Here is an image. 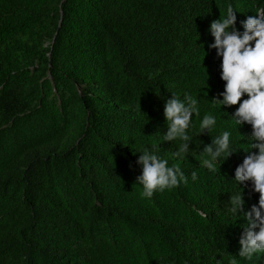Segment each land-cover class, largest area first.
Segmentation results:
<instances>
[{
  "label": "trees",
  "instance_id": "obj_1",
  "mask_svg": "<svg viewBox=\"0 0 264 264\" xmlns=\"http://www.w3.org/2000/svg\"><path fill=\"white\" fill-rule=\"evenodd\" d=\"M229 3L238 28L264 7V0H0V264H215V255L229 254L246 264L238 257L244 221L223 207L243 149L210 173L199 152L215 132L194 135L184 160L169 159L186 183L151 198L135 183V151L166 131L170 92L198 95L202 115L222 91L207 28ZM216 114L227 127V114ZM175 147L161 142L159 154ZM238 187L245 209L257 202L250 182Z\"/></svg>",
  "mask_w": 264,
  "mask_h": 264
},
{
  "label": "clouds",
  "instance_id": "obj_2",
  "mask_svg": "<svg viewBox=\"0 0 264 264\" xmlns=\"http://www.w3.org/2000/svg\"><path fill=\"white\" fill-rule=\"evenodd\" d=\"M236 13L233 5L227 4L224 15L211 20L207 28L213 38L207 47L214 49L220 60L222 91L208 100V110L202 115L198 95L186 91L181 97L170 92L163 105L166 131L150 147L142 146L135 151L139 153L135 165L140 170L135 183L142 187L140 195L144 198L186 183L184 171L176 163L169 164V159L184 160L194 135L215 132L210 135V143H205L199 152V165L210 173H217L221 163L243 149L246 155L234 169L233 190L227 192L228 200L223 207L226 214L244 221L238 239L239 259L246 264H257L264 254V7H255L253 15L239 21V28ZM232 106L236 107L230 114L221 111L222 107ZM217 111L227 114V127L218 123ZM243 125L251 128L247 136L238 131ZM234 132L240 134L239 141H247L246 147L237 148L239 141ZM161 142H176L175 150L168 157L159 154ZM191 178L196 180V171L191 172ZM248 182L251 190L259 195L257 202L245 209L238 185ZM215 257V264H238L237 257L230 254L220 255V259Z\"/></svg>",
  "mask_w": 264,
  "mask_h": 264
}]
</instances>
